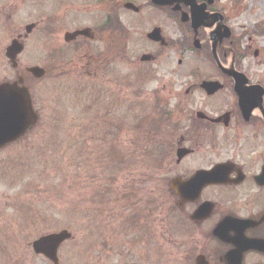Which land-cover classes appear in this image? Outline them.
I'll return each mask as SVG.
<instances>
[{"label":"rangeland","instance_id":"374dc122","mask_svg":"<svg viewBox=\"0 0 264 264\" xmlns=\"http://www.w3.org/2000/svg\"><path fill=\"white\" fill-rule=\"evenodd\" d=\"M220 3L229 19L226 24L238 41L240 67L264 82V0ZM67 4V0H0V83L23 77L40 115L35 130L0 151V264H52L35 255L32 244L62 231L74 238L60 249L61 264H189L181 242L184 236L175 245L171 235H162L160 227L157 255L151 256L150 245L142 246L148 248L146 260L139 261L137 246L129 239L122 245L118 238L121 217H128L135 205L144 219L152 199L159 212L172 205L166 178L159 171L157 181L150 180L151 160L146 159V164L140 154L139 143L146 132L141 123L148 117L145 112L154 108L151 82L146 80L156 76L150 74L151 66L140 67L141 56L150 49H127L121 60L126 65L119 63L122 49H53L61 37L63 40V29L69 24L63 21L62 25L60 12L61 5L66 8ZM122 14L131 25L132 38L136 36L138 45L145 46L140 35L145 38L151 31L152 24L147 23L157 13L144 11V22L138 27L136 15L125 10ZM64 15L70 17L69 12ZM80 17L77 24L96 23L92 16ZM156 17L163 20L161 15ZM29 25L37 27L26 37ZM169 30L170 37H178L170 25ZM219 32L224 34V28ZM18 36L23 37L25 51L19 57V68L13 69L5 53ZM223 46H228L225 41ZM90 56L104 63L102 56L107 57L111 67L107 76L114 83L125 78L126 97L120 110L116 107L107 113L100 78L102 71L104 75L108 71L98 62L87 72ZM171 56L164 61L166 69L177 65L176 55ZM186 56L185 64L196 61L194 54ZM234 58L229 54L227 62H235ZM34 66L44 68L46 76L35 79L28 75L26 69ZM189 67L198 66L190 63ZM160 68L159 64V73L167 77L169 68L167 75ZM108 115L111 121L122 118L126 132L114 130L108 136L104 128ZM111 142L123 151L122 161L115 159V165L109 158H118L119 150L109 146ZM148 151L152 159L156 154L164 164L168 150Z\"/></svg>","mask_w":264,"mask_h":264},{"label":"flooded vegetation","instance_id":"af4514ba","mask_svg":"<svg viewBox=\"0 0 264 264\" xmlns=\"http://www.w3.org/2000/svg\"><path fill=\"white\" fill-rule=\"evenodd\" d=\"M67 1L66 8L61 5L60 17L62 25L63 21L69 22L73 31L66 26L63 40L61 37L53 49H122L119 63L125 60L127 49H150L141 56L140 67L151 66L150 74L156 76L146 80L151 82L154 108L145 112L148 117L141 123L146 132L139 143L140 154L146 164H149L146 159L151 160L150 180L157 181L159 171L166 178L172 205L159 212L152 199L145 219L135 205L128 217H121V226L117 228L120 243L123 245L129 239L137 246L139 261L146 260L148 248L142 246L150 245L151 256L157 255L160 227L162 235H171L175 245L184 236L181 242L189 264H264V82L240 67L238 41L226 24L229 19L222 11L221 0H163V5H156L153 0ZM148 9L157 14L153 22L145 21L152 24L145 38L140 35L139 41L145 47L138 45L136 36L132 38L128 29L131 25L122 13L125 10L136 15L138 27ZM64 12H69L70 17ZM196 12H202L206 19L196 20L195 24L209 28L194 29ZM80 15L92 16L96 23L77 24ZM159 15L163 20L156 17ZM222 24L229 30V36L224 38L225 34L219 32L213 41V33ZM169 25L178 37H170ZM207 29L216 30L211 33ZM79 31H89V36L65 41L66 34ZM152 33L155 35L150 37ZM189 53L195 55L196 61L185 64ZM172 54L176 55L177 65L167 67V75L164 61L172 59ZM229 54L236 58L235 62H227ZM144 56L149 59L143 60ZM102 57L106 63L90 56L85 67L88 72L99 62L108 71L105 75L102 71L100 79L105 87L101 97L109 113L124 106L126 80L114 83L107 76L110 61ZM190 63L201 71L190 69ZM159 64L167 77L159 73ZM229 72L244 77L237 78ZM206 83L216 84V92L212 87L203 88ZM107 120L104 128L108 136L114 130L126 132L122 118ZM108 144L119 150V157L109 158V163L115 165V159L120 163L122 148L116 142ZM149 149L168 150L164 164L156 154L152 159ZM209 172L215 174L206 184L195 179ZM110 186L109 182V193ZM181 188L183 199L179 194Z\"/></svg>","mask_w":264,"mask_h":264},{"label":"water","instance_id":"95a60500","mask_svg":"<svg viewBox=\"0 0 264 264\" xmlns=\"http://www.w3.org/2000/svg\"><path fill=\"white\" fill-rule=\"evenodd\" d=\"M154 3L158 5L165 4L163 0H154ZM206 16L202 12H196L194 16V28L197 29L200 25H196L195 21H203ZM34 25L28 26L26 31L28 34L34 29ZM223 28V27H221ZM226 34L224 37L229 36V31L224 28ZM88 36L87 32H78L75 34H69L66 36L67 41L74 40L77 36ZM153 33L150 37H153ZM217 34L213 35V39L216 40ZM24 51V45L18 40H14L7 48V58L13 62V67H17V58ZM148 57H144L143 60H148ZM36 79H41L45 75V71L39 67H34L28 70ZM228 74L242 78L241 74L236 72H229ZM23 81L18 83H6L0 85V149L5 148L7 145L14 143L24 137L39 121L37 114L34 111L32 105V99L29 90L25 87H20ZM243 86V83L241 84ZM216 92V84L206 83L203 88L210 89ZM254 90V89H253ZM255 91V90H254ZM241 96L242 92L240 91ZM205 178V179H204ZM205 181L210 179V175L203 176ZM72 238L71 233L68 231H62L57 234H51L42 237L33 243V248L36 254L43 255L54 264H59L58 250L60 246L66 241Z\"/></svg>","mask_w":264,"mask_h":264}]
</instances>
